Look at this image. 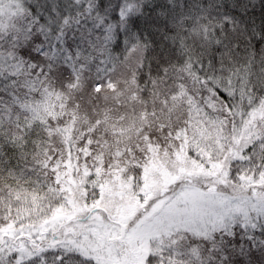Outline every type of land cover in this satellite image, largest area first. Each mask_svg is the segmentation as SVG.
Masks as SVG:
<instances>
[{
  "label": "snow or ice",
  "instance_id": "1",
  "mask_svg": "<svg viewBox=\"0 0 264 264\" xmlns=\"http://www.w3.org/2000/svg\"><path fill=\"white\" fill-rule=\"evenodd\" d=\"M0 264H264V0H0Z\"/></svg>",
  "mask_w": 264,
  "mask_h": 264
},
{
  "label": "trees",
  "instance_id": "2",
  "mask_svg": "<svg viewBox=\"0 0 264 264\" xmlns=\"http://www.w3.org/2000/svg\"><path fill=\"white\" fill-rule=\"evenodd\" d=\"M257 15H259V8L257 7V13H256Z\"/></svg>",
  "mask_w": 264,
  "mask_h": 264
}]
</instances>
